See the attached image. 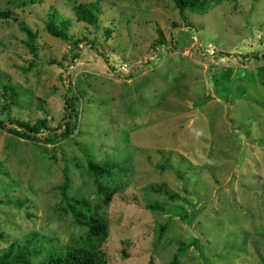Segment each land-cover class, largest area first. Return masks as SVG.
Masks as SVG:
<instances>
[{
  "label": "rangeland",
  "instance_id": "1",
  "mask_svg": "<svg viewBox=\"0 0 264 264\" xmlns=\"http://www.w3.org/2000/svg\"><path fill=\"white\" fill-rule=\"evenodd\" d=\"M80 2L97 3L99 26L76 20ZM0 9L18 20L0 19V94L8 85L18 95L0 108V254L32 234L35 263L73 246L86 227L68 203L84 199L108 223L100 249L110 264H261L264 0H208L186 18L171 0H0ZM52 10L71 21L69 41L44 29ZM19 21L37 33L35 59ZM75 39L84 40L72 58ZM69 85L78 131L56 143L8 132V117L56 127ZM88 159L117 164L99 179L107 205Z\"/></svg>",
  "mask_w": 264,
  "mask_h": 264
},
{
  "label": "trees",
  "instance_id": "2",
  "mask_svg": "<svg viewBox=\"0 0 264 264\" xmlns=\"http://www.w3.org/2000/svg\"><path fill=\"white\" fill-rule=\"evenodd\" d=\"M174 6L178 9L182 17H185V10L201 11L206 8L208 0H171ZM72 11L77 21L84 22L92 25L96 28L99 26L98 5L96 2H80L72 7ZM11 10L0 9V19L12 18L14 21H18L16 16L12 15ZM186 18V17H185ZM71 21L68 19L58 20V15L55 10H52L48 15V20L45 23L44 29L51 36L60 38L65 41H69L70 35L68 29ZM188 27H191V23L188 20L184 22ZM20 30L25 34L24 44L28 50L34 56H37V49L35 46V39L37 33L32 31L24 22H18ZM158 34L161 36L157 39L159 44H164L165 39L162 33L157 29ZM107 34V32H105ZM84 38V37H83ZM84 39H75L73 41V53L72 58H76L79 52H74L75 49L80 48L79 43ZM32 66V63L30 64ZM13 88L8 85L3 86V92L1 97L5 98V103L0 107L1 110L11 104H15L17 101V94ZM63 114L61 116L60 123L50 128L47 125L46 119L40 118L33 123L8 117L9 124L13 127L8 129V132L26 139L38 140L39 136H42V142L44 143H56L60 139H64L74 131H78V123L80 118V99L79 95L69 85L65 93ZM10 98L11 101L6 99ZM9 102V103H8ZM0 127H4L3 122L0 121ZM46 135V136H45ZM87 167L91 175L94 177V181L98 188V195H100L101 202L107 205L110 200V193L107 187L99 181L100 177L110 175L113 168L117 167V164H111L109 162H96L92 159H88ZM68 187V177L64 175L63 183L59 186L61 194L65 200H70L66 197V190ZM73 218L77 223H82L86 227V233L80 237L73 246H56L52 250L48 251L42 258L36 263L32 260L39 251L37 244V237L34 234L22 242H12L6 250L0 254V264H110L101 247V243L105 240L108 232V223L105 218L91 213L89 204L84 199H72L68 203ZM39 245V244H38ZM176 262V257L173 258L170 264ZM261 264H264V259Z\"/></svg>",
  "mask_w": 264,
  "mask_h": 264
},
{
  "label": "water",
  "instance_id": "3",
  "mask_svg": "<svg viewBox=\"0 0 264 264\" xmlns=\"http://www.w3.org/2000/svg\"><path fill=\"white\" fill-rule=\"evenodd\" d=\"M181 27L187 28V26H186V25H183V26H179L178 28H181Z\"/></svg>",
  "mask_w": 264,
  "mask_h": 264
}]
</instances>
